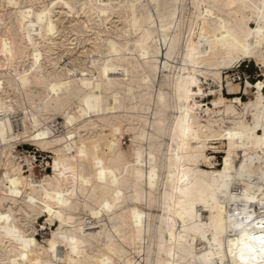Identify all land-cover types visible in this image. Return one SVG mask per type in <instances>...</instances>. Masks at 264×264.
I'll return each instance as SVG.
<instances>
[{
  "label": "bare ground",
  "instance_id": "1",
  "mask_svg": "<svg viewBox=\"0 0 264 264\" xmlns=\"http://www.w3.org/2000/svg\"><path fill=\"white\" fill-rule=\"evenodd\" d=\"M17 2L56 4L49 35L0 0V214L36 241L30 264L218 261L236 214L258 220L264 200V0ZM247 61L262 74L243 87ZM21 144L49 154L51 173ZM19 250L0 232V264Z\"/></svg>",
  "mask_w": 264,
  "mask_h": 264
},
{
  "label": "snow or ice",
  "instance_id": "2",
  "mask_svg": "<svg viewBox=\"0 0 264 264\" xmlns=\"http://www.w3.org/2000/svg\"><path fill=\"white\" fill-rule=\"evenodd\" d=\"M4 7L14 8L17 10L22 9L21 15L24 17V19L31 18L35 21V23L30 24L31 27H35L38 23L41 27V32H43L44 28L46 27L49 35L56 34V26L51 19L52 9L56 7L55 3H41L38 8H35L28 5L22 6L17 2V0H6ZM65 7L69 6L65 5ZM261 15L264 16V10H262ZM85 27H87V25H85ZM29 43H31L30 39ZM3 48V55H11V52L9 51L10 43L7 38L4 39ZM258 87L264 88V85H258ZM81 155H84L83 151L81 152ZM137 162H139V154H137ZM225 164L227 165V161H225ZM96 165L98 169V179L102 183H106V176L108 175H113V183H115L114 174L112 172L105 171L103 162L97 160ZM17 183L18 182L15 179L11 181L12 188L10 189V193L13 196L22 195L21 192L16 190ZM117 195L119 196L120 193L117 192ZM29 201L31 203L36 202L31 196H29ZM61 203L63 202L61 201ZM45 209L51 214V209H48L47 205H45ZM104 209H108L110 211L111 206L108 203H104L101 210L103 211ZM93 215H97V213L93 212ZM236 215L239 216V219L233 218V231L229 233V237L227 239V249L224 248L223 241L219 242L218 252L220 254V259L218 261L212 262V264H264V200L261 201V211L258 220H254V214H248L247 209L245 210V215L240 216L239 213ZM5 221L8 222L10 227L0 228V232L5 233L10 240L15 241L16 244L20 246L17 260H23L24 264H30L28 260V253L29 250L35 246L36 241L28 238L25 233L11 226V208L7 209L6 214H0V224H3ZM256 227L259 228V233L254 231ZM61 238L63 239L64 237ZM55 239L56 234H53V242ZM71 243L73 245L72 252L75 255L78 253V249L75 247L77 241L73 239ZM54 248L55 245L53 243V251ZM229 256L231 257L230 261L228 259ZM17 260H13L12 264H17ZM35 264H41V262L36 261ZM106 264H110V262H106Z\"/></svg>",
  "mask_w": 264,
  "mask_h": 264
},
{
  "label": "rangeland",
  "instance_id": "3",
  "mask_svg": "<svg viewBox=\"0 0 264 264\" xmlns=\"http://www.w3.org/2000/svg\"><path fill=\"white\" fill-rule=\"evenodd\" d=\"M242 67L241 69L236 70L237 72L239 70H241V72H243L245 75V77L247 78V81H250L251 83H255L256 81L261 79V68L256 64V62L254 61H247L241 64ZM235 72H232L231 75L235 74ZM246 73V74H245ZM238 81V80H237ZM239 82V81H238ZM242 86H245V83L242 82ZM224 94L227 95V91H224ZM228 96V95H227ZM241 98H243L244 100H247V96L245 95H241ZM211 98H209L208 100H210ZM121 148L126 152L129 153L133 151V149L135 148L134 143L131 141V138L127 135L124 134L121 138V143H120ZM19 151H21L22 153L28 152L30 154H33V156L35 157V162H36V170L35 173L36 175L39 176H43L46 174V172H44L43 167L45 166V162H50L52 163V158L50 157L49 154L44 153L42 151L36 150L35 147H32L29 144H21L19 145ZM210 154H213L212 151L209 152ZM218 164L219 166L223 163V158H224V154L223 153H216L215 154ZM45 161V162H44ZM51 170H48L47 172L49 173ZM45 222V219H40V224L38 226V239L39 240H43L44 237L49 236L50 235V230H43V224Z\"/></svg>",
  "mask_w": 264,
  "mask_h": 264
},
{
  "label": "built area",
  "instance_id": "4",
  "mask_svg": "<svg viewBox=\"0 0 264 264\" xmlns=\"http://www.w3.org/2000/svg\"><path fill=\"white\" fill-rule=\"evenodd\" d=\"M242 66V65H241ZM242 67H239V69H241ZM237 74H238V77H237V80L240 82V83H242V82H246L247 81V78L245 77V75H242V74H244L243 72H241V70H239L238 72H237ZM246 74V73H245ZM42 168H43V170H44V172H46V173H48L47 171L48 170H51L50 169V167L48 166H46V167H43V165H42ZM49 173H51V171L49 172Z\"/></svg>",
  "mask_w": 264,
  "mask_h": 264
}]
</instances>
